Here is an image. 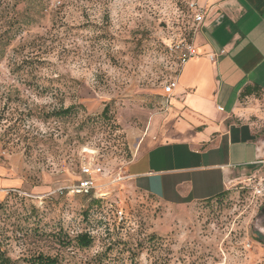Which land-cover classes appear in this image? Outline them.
I'll return each instance as SVG.
<instances>
[{
    "label": "rangeland",
    "instance_id": "rangeland-1",
    "mask_svg": "<svg viewBox=\"0 0 264 264\" xmlns=\"http://www.w3.org/2000/svg\"><path fill=\"white\" fill-rule=\"evenodd\" d=\"M190 1L0 0V256L13 264L38 254L59 264H264V195H254L264 175L178 203L125 172L178 74L169 44L192 29ZM256 99L261 117L249 121L264 137V95ZM70 104L75 116H48ZM85 164L101 167L98 201L66 191ZM85 232L87 247L78 242Z\"/></svg>",
    "mask_w": 264,
    "mask_h": 264
},
{
    "label": "crops",
    "instance_id": "crops-1",
    "mask_svg": "<svg viewBox=\"0 0 264 264\" xmlns=\"http://www.w3.org/2000/svg\"><path fill=\"white\" fill-rule=\"evenodd\" d=\"M197 2V56L180 65L171 92H161L165 108L150 117L125 169L143 190L178 203L264 175V137L249 121L261 117L258 100L240 97L252 84L264 95V0Z\"/></svg>",
    "mask_w": 264,
    "mask_h": 264
},
{
    "label": "built area",
    "instance_id": "built-area-1",
    "mask_svg": "<svg viewBox=\"0 0 264 264\" xmlns=\"http://www.w3.org/2000/svg\"><path fill=\"white\" fill-rule=\"evenodd\" d=\"M188 10L192 13V30L193 34L198 30L204 18V8L200 4H198L197 0H191L187 3ZM193 37V35H192ZM185 38L182 37L176 41H173L169 44V49L175 53V57L179 65H182L187 60L192 57L197 56V50L193 43V38ZM212 59L214 55H209ZM175 85V79H172L166 83L163 88V92L168 94L171 92L172 88ZM219 109H222L219 107ZM81 178L78 179L75 183L66 187V191L72 195H97V176L102 174L101 167L91 164H85L81 166ZM128 177L127 175H123L120 179ZM254 195L257 197H261L264 195V182L258 181L256 183V187L254 188ZM116 216L118 220H122L124 218V213L122 209H116ZM251 244L247 243L246 247H250Z\"/></svg>",
    "mask_w": 264,
    "mask_h": 264
},
{
    "label": "trees",
    "instance_id": "trees-1",
    "mask_svg": "<svg viewBox=\"0 0 264 264\" xmlns=\"http://www.w3.org/2000/svg\"><path fill=\"white\" fill-rule=\"evenodd\" d=\"M186 12H187V15L192 16V13L188 10L187 5H186ZM189 29L190 30L184 35V37L188 38V39H190L193 35V30L191 28H189ZM17 66H19V65H17ZM12 71L18 72L19 68H14ZM262 93H263V90L259 85L252 84V85H247L243 88V90L240 93V97L241 98H243V97L245 98V97H249V96L250 97H258ZM107 110H108V108H105L104 112H106ZM76 113H77V108L75 107L74 104H70L68 106L60 105L58 108H54L51 112H49L48 116L49 117L52 116V117H56V118H60V119H67V118H70L72 116H75ZM256 131L259 135H262L258 130H256ZM80 171H81V169H80ZM80 177H81V172H80ZM221 193L222 192H219L216 195H219ZM72 196H82V195H72ZM84 197H87V198L94 197L95 199H97V201L99 199H102V198H97L93 194L85 195ZM125 219H126V216L124 215V218L122 220H119V222H124ZM260 237H261V234L257 238L259 242L261 239ZM78 242L80 243L81 246L87 247L91 244L92 237L90 236V234L88 232L82 233L78 238ZM30 261H31V264H59L57 258L49 256V255H44V254H38L37 256L32 258V260H30ZM0 264H13V263L9 260V258L0 256Z\"/></svg>",
    "mask_w": 264,
    "mask_h": 264
},
{
    "label": "flooded vegetation",
    "instance_id": "flooded-vegetation-1",
    "mask_svg": "<svg viewBox=\"0 0 264 264\" xmlns=\"http://www.w3.org/2000/svg\"><path fill=\"white\" fill-rule=\"evenodd\" d=\"M262 211L264 212V207L262 208ZM259 235H260V233L257 236H255V239L257 240V242H259L258 239H257ZM261 237H262V234H261Z\"/></svg>",
    "mask_w": 264,
    "mask_h": 264
}]
</instances>
